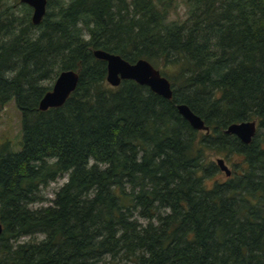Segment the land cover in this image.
I'll return each instance as SVG.
<instances>
[{"label": "trees", "instance_id": "1", "mask_svg": "<svg viewBox=\"0 0 264 264\" xmlns=\"http://www.w3.org/2000/svg\"><path fill=\"white\" fill-rule=\"evenodd\" d=\"M184 5L170 20L176 0H47L33 25L0 0V112L21 113L20 150L0 145V264H264V0ZM94 50L148 61L172 98L110 87ZM67 70L75 91L39 111ZM244 121L247 145L223 133Z\"/></svg>", "mask_w": 264, "mask_h": 264}, {"label": "water", "instance_id": "2", "mask_svg": "<svg viewBox=\"0 0 264 264\" xmlns=\"http://www.w3.org/2000/svg\"><path fill=\"white\" fill-rule=\"evenodd\" d=\"M20 3L27 5L32 9L31 22L33 25H39L46 13L47 0H19ZM93 56L97 60L106 64V83L116 88L122 81H133L138 85L148 87L158 96L170 100L172 98V89L169 81L161 76L148 61L140 59L135 63H128L120 56L107 53L101 50H94ZM78 74L74 71H62L56 77L52 88L39 101L38 110L41 112L53 108H59L64 105L69 96L75 91L78 84ZM179 115L187 121L190 127L195 131L209 132L204 122L195 115L186 105L180 104L176 107ZM256 130L254 121H244L231 123L224 130L226 135H232L244 145L250 143ZM216 166L223 173L224 177H229L230 171L224 165V161L218 158ZM3 227L0 221V235Z\"/></svg>", "mask_w": 264, "mask_h": 264}, {"label": "rangeland", "instance_id": "3", "mask_svg": "<svg viewBox=\"0 0 264 264\" xmlns=\"http://www.w3.org/2000/svg\"><path fill=\"white\" fill-rule=\"evenodd\" d=\"M184 17V0H176V6L171 11L169 19L181 20L184 19ZM4 143H9L11 150L14 152L19 151L21 148V113L13 100L8 102L4 109L0 112V145ZM218 158L220 157L213 156V162L215 163ZM224 165L229 169L227 164L224 163ZM221 174V176H223V173ZM66 180V177L61 178L56 182L51 183L43 191L46 202H44L42 206L50 205V202L54 199V194L66 182ZM38 239H41V236ZM25 240H28V238H25Z\"/></svg>", "mask_w": 264, "mask_h": 264}, {"label": "bare ground", "instance_id": "4", "mask_svg": "<svg viewBox=\"0 0 264 264\" xmlns=\"http://www.w3.org/2000/svg\"><path fill=\"white\" fill-rule=\"evenodd\" d=\"M198 132H200V131H198Z\"/></svg>", "mask_w": 264, "mask_h": 264}]
</instances>
